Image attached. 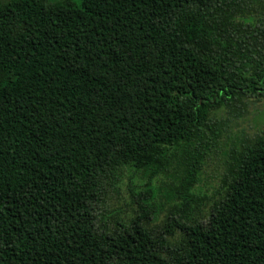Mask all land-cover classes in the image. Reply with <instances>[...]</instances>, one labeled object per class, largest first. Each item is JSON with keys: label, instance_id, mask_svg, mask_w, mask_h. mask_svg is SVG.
<instances>
[{"label": "trees", "instance_id": "16d2710c", "mask_svg": "<svg viewBox=\"0 0 264 264\" xmlns=\"http://www.w3.org/2000/svg\"><path fill=\"white\" fill-rule=\"evenodd\" d=\"M251 1L0 0V264H264V131L200 207L220 114L264 97Z\"/></svg>", "mask_w": 264, "mask_h": 264}, {"label": "rangeland", "instance_id": "374dc122", "mask_svg": "<svg viewBox=\"0 0 264 264\" xmlns=\"http://www.w3.org/2000/svg\"><path fill=\"white\" fill-rule=\"evenodd\" d=\"M51 2L61 0H48ZM78 3L80 0H70ZM261 6L254 3V9L262 10L264 8V0H260ZM251 4V0H246ZM223 132L218 140L212 146L211 155L208 158V164L205 167L203 177V185L206 190V196L200 202V207L205 209L210 202L219 197L223 193L222 177L225 172V164L229 156L227 153L230 148L240 142L241 138L249 137L256 133L264 131V97L256 100H247L244 105L234 111L229 109L223 110L220 114ZM231 154V152H230ZM149 196L148 193L135 194L130 186L121 188L118 191L110 192L107 196V209L109 211L116 210L118 217H126L133 211H140V203ZM165 200V199H164ZM167 214V210L161 213V220H154L152 227L155 230H162L163 221ZM178 219L180 217L176 215ZM176 228V227H175Z\"/></svg>", "mask_w": 264, "mask_h": 264}]
</instances>
